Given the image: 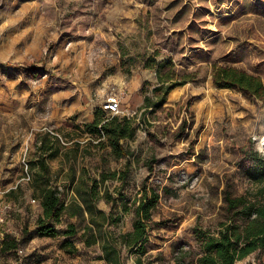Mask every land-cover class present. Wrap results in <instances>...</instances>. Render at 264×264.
<instances>
[{
    "label": "rangeland",
    "instance_id": "1",
    "mask_svg": "<svg viewBox=\"0 0 264 264\" xmlns=\"http://www.w3.org/2000/svg\"><path fill=\"white\" fill-rule=\"evenodd\" d=\"M221 67L264 84V0H0V204L22 264H106L99 244L80 240L88 216L56 225L79 226L76 254L61 249L63 236L39 237L38 196L53 187L70 204L89 180L126 169L100 186L104 228L131 232L144 188L156 191L143 260L196 264V235L228 218L225 194L253 188L246 152L264 157V99L219 87ZM113 95L118 115L139 125L123 159L85 127ZM138 257L122 249L123 264Z\"/></svg>",
    "mask_w": 264,
    "mask_h": 264
},
{
    "label": "trees",
    "instance_id": "2",
    "mask_svg": "<svg viewBox=\"0 0 264 264\" xmlns=\"http://www.w3.org/2000/svg\"><path fill=\"white\" fill-rule=\"evenodd\" d=\"M165 82L162 79V86L154 88V91L162 92ZM216 84L221 88H238L264 99V84L261 78L242 69L219 68ZM166 100L163 98L158 105L165 103ZM146 101L150 102V99L146 98ZM85 127L89 134L97 137L99 145L111 148L117 159L129 156L125 142L133 141L139 129L135 118L113 115L104 109L99 110L94 122L86 124ZM246 161L249 165L244 170V175L252 183L253 188L239 196L229 192L225 194L228 218L220 223L217 233L200 232L196 235L202 245V254L196 264H236L254 253H264V157L256 151H250L246 152ZM41 167L46 172L49 170L44 162ZM129 175L130 170L127 169L122 173H102L100 179H91L85 188H77V198L70 204L66 203L57 188H43L38 196L42 209L37 218L38 236L42 238L63 236L66 239L62 242L61 249L66 254H76L79 249L70 238L79 235L81 232L79 226L69 223L65 230H60L56 225L60 224L65 216L76 217L81 222L88 216V223L82 229L80 240L88 247L99 244L103 252L102 259L106 264H123V248L134 250L139 255L136 264H151L146 263L143 256L147 254L149 222L153 220V211L158 205L159 194L144 188L143 199L134 208L133 230L120 235L104 228L105 222L110 221L111 216L96 207L100 200L101 184L108 180L124 181ZM106 195L108 201L113 199L111 196L109 198L110 194ZM20 247L21 240L17 234L7 233L1 242V252L6 262L17 259V250Z\"/></svg>",
    "mask_w": 264,
    "mask_h": 264
},
{
    "label": "built area",
    "instance_id": "3",
    "mask_svg": "<svg viewBox=\"0 0 264 264\" xmlns=\"http://www.w3.org/2000/svg\"><path fill=\"white\" fill-rule=\"evenodd\" d=\"M121 99L122 98L118 95L110 96L107 99L106 104L102 105V107L105 111H108L109 113H111L113 115H118L121 113V110H122ZM4 194H5V192L0 191V198ZM32 202L35 203L36 200H32ZM8 207H9V205L6 203H3L2 205L0 204V264H21L23 261V258L25 257V253H24V250L22 248H19L17 250V259L14 261H11L9 263L6 262L3 254L1 252L2 239L8 233L5 230V226H6L7 220H8V209H9ZM258 254L259 255L257 257L252 255V256H249L248 258H246L245 260L239 261L236 264H264V253L258 252ZM260 254H262V255H260Z\"/></svg>",
    "mask_w": 264,
    "mask_h": 264
},
{
    "label": "bare ground",
    "instance_id": "4",
    "mask_svg": "<svg viewBox=\"0 0 264 264\" xmlns=\"http://www.w3.org/2000/svg\"><path fill=\"white\" fill-rule=\"evenodd\" d=\"M258 147L260 150H264V135L259 138Z\"/></svg>",
    "mask_w": 264,
    "mask_h": 264
}]
</instances>
